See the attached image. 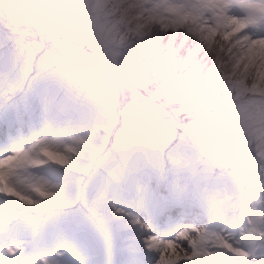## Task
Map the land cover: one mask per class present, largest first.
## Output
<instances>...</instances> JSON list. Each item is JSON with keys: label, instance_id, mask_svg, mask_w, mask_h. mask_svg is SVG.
I'll return each mask as SVG.
<instances>
[{"label": "snow or ice", "instance_id": "6c2138e0", "mask_svg": "<svg viewBox=\"0 0 264 264\" xmlns=\"http://www.w3.org/2000/svg\"><path fill=\"white\" fill-rule=\"evenodd\" d=\"M0 264H264V0H0Z\"/></svg>", "mask_w": 264, "mask_h": 264}]
</instances>
